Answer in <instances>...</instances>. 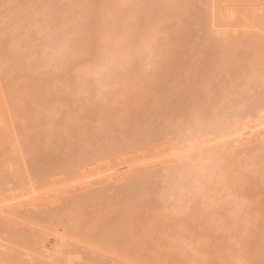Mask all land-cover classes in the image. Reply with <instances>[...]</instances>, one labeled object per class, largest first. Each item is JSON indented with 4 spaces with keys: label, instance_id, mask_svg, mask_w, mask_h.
<instances>
[{
    "label": "bare ground",
    "instance_id": "obj_1",
    "mask_svg": "<svg viewBox=\"0 0 264 264\" xmlns=\"http://www.w3.org/2000/svg\"><path fill=\"white\" fill-rule=\"evenodd\" d=\"M0 264H264V0H0Z\"/></svg>",
    "mask_w": 264,
    "mask_h": 264
}]
</instances>
